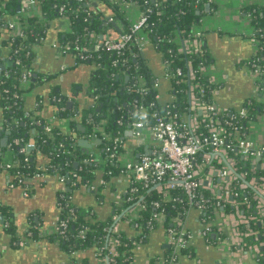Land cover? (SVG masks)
<instances>
[{"label": "trees", "instance_id": "1", "mask_svg": "<svg viewBox=\"0 0 264 264\" xmlns=\"http://www.w3.org/2000/svg\"><path fill=\"white\" fill-rule=\"evenodd\" d=\"M35 4L32 7V12L29 16H22L17 12V7L21 4V0H0V25H9V23H19L21 29L25 33L23 38H12V33L7 43L5 44L9 50V57L13 65L6 67V72L10 74L7 78L6 73L0 75V93L4 94V90L8 89L11 92L26 94L38 86L53 81L54 76L38 73L35 68V52L33 50L36 44H41L46 40L49 31V22L54 20H67L71 29L68 32H59V49L70 53L75 57L77 65L89 64L94 66L90 76L88 88L86 90L88 98L92 104L90 107L81 106L78 102V94H62L58 86H51L49 91V99L46 100L43 96L36 97V103L32 109H29L30 115L26 116L28 109L25 106L24 99H13L12 94L9 95V100H1V106L4 110L3 120L0 121V126L9 128L8 143L12 146H6L2 152L9 153L12 151V160L14 167L8 170V173L13 177V184L22 187L30 194L35 191V186L32 183V178L38 174L50 173L57 174L65 178V182L74 192L81 187L90 188L94 183L98 164L84 163L85 159H90L92 155L83 153L78 145V138L85 134H90L96 131L102 142L98 145V149L104 153L107 158L110 153L105 151L110 147L111 152L114 151L116 157L113 163L105 162L101 167L105 170L104 178L109 181L111 177L119 176L121 171L120 161L121 155L126 149L128 127L127 108L129 102L134 98H138L137 94H129L127 87L132 85V79L143 78L145 86L149 88L147 96L140 98L142 102L147 104L153 103V110L158 111L163 115L171 113L176 116L178 123H183L191 114L189 104V92L191 86H195V93L209 103H213L214 92L218 88L217 85L211 84L207 75L201 72L203 66L214 64V60L209 54L206 45V54L203 56H187L178 52V46L174 43L177 36L182 38L191 37L193 27L201 23L203 17L207 14L205 6L210 5L209 13L215 10L212 0H118L110 2L104 0L114 10L116 16L122 22L124 32H128L130 21L126 13L128 5L135 4L140 7L141 13L149 17V37L157 52L161 55L163 63H168V73L170 75V83L172 87V95L176 102L167 108L169 103H161L155 99L159 94L156 86L157 76L153 73L149 62L144 58L141 52L135 46H130L125 57L128 58L127 73L131 76V81H126V66H115L114 62L118 59V55L110 51H94L93 46L99 42L100 36L108 31L107 26H101L100 19L90 11L87 0H34ZM65 6V11L60 12V8ZM38 12L39 15L34 13ZM243 13L250 18L253 27V38L258 41L257 54L254 58L246 62L252 71H258V84L264 88V5L248 6L243 9ZM7 16L11 20L6 21ZM17 17L16 19H14ZM95 36L92 38L90 34ZM172 40V43H170ZM86 48V51H83ZM19 50L17 55L14 52ZM82 59L81 57H84ZM16 60L20 64H16ZM193 64L197 71L194 81L189 80L187 71V61ZM4 58L1 57L0 62L3 63ZM177 69L182 70V75L176 74ZM30 71L33 74L31 84L26 87H21L20 78L23 71ZM38 73V77H34ZM35 80V81H33ZM57 97L60 102L53 103L52 98ZM69 100L73 101L71 109L68 108ZM110 104L109 113L107 106ZM103 105V107H101ZM118 107L121 109L118 110ZM245 108L248 110V117L241 121L242 130L247 133L248 126L255 121L257 117L264 113V105L256 99L247 100ZM51 109V117H56L59 121H67V127L61 124H54L52 131L48 132L46 126L49 125V116L44 114V110ZM100 109V112L97 110ZM122 120V125L118 123ZM41 120V126H36L35 121ZM16 121H19L17 124ZM106 121V123H103ZM80 126L85 129L82 133ZM35 131V132H34ZM7 134V133H6ZM109 135L110 138H104V135ZM120 137L122 143L116 145L114 139ZM19 139L20 144L15 145L14 140ZM1 140V138H0ZM33 143L36 149L30 150L28 154L20 153L19 149L27 144ZM141 152L145 148H139ZM205 152L210 149L204 150ZM40 152V154H39ZM232 155H236L232 150ZM47 158L45 163H40V158ZM235 158L239 163V173H247L246 181L251 182L253 179L260 181L264 178V170L257 168L255 172H251L252 166L250 162L244 161L240 156ZM3 158L0 155V165ZM201 162L202 157H198ZM78 163V166L75 164ZM1 170V169H0ZM113 172V176L108 174ZM21 177L25 178L23 183H20ZM68 178H72L71 182ZM76 182V186L73 183ZM138 191L130 194L129 189L124 197V206L117 209L119 215L124 210L133 209L138 203L146 204V209H138L136 211L137 218L133 222L139 234L135 237H129L125 232H115L112 227L115 220H100L91 208H82L74 205L72 202L73 193L68 189L66 192H58V201L62 204L59 217L61 220L68 222V228L63 234L52 233L47 238L51 242H57L61 251L70 257L68 264H89L88 259L80 260L77 255L91 249H103L102 258L107 257L109 253V241L116 239L117 255L113 258L111 264H131L134 260V251L137 245L144 244L148 241L150 233L157 229L161 224L169 229L175 218L180 216L185 218L189 211L188 200L185 192L180 189L169 190L167 195L153 189V186H145L138 182L135 184ZM234 191L233 202L227 203L218 207V211H222L226 215L236 213L237 209L240 214L246 218H257L258 202L255 199L256 191L247 186L241 189L238 184L232 186ZM204 197L209 196V193L204 190ZM132 200L129 201V198ZM209 198V197H208ZM157 202L159 207L156 208L151 203ZM1 204V203H0ZM214 207L209 208L201 214V218L207 223L213 225L216 211ZM0 216L4 218V222L8 223V227L4 230L11 236V243L15 247L18 240V230L11 211L3 204L0 205ZM156 216H161V220L155 219ZM151 223V224H150ZM212 232L208 243H216L223 239L224 235L217 231L216 226H212ZM241 232L253 230L258 233L257 238L248 237L244 239L246 244L245 249L256 244L264 242V223L258 220H251L248 224L240 225ZM28 231L34 233L33 238L39 235V225L36 219L31 215L28 219ZM190 248L182 250V254H189ZM173 257V250L170 248L165 256V264H169ZM179 262V260H178ZM264 263V253L258 264Z\"/></svg>", "mask_w": 264, "mask_h": 264}, {"label": "built area", "instance_id": "2", "mask_svg": "<svg viewBox=\"0 0 264 264\" xmlns=\"http://www.w3.org/2000/svg\"><path fill=\"white\" fill-rule=\"evenodd\" d=\"M34 4V0H22V10L20 14L22 16H29ZM64 11L65 6H62L60 12L63 13ZM148 26L149 17L141 13L137 21L130 22L128 32H124L122 36L115 40L107 38L104 34L103 39H100L99 42L93 46V49L96 52L103 50L117 54L119 57L114 62L115 66H126V76L129 77L128 81H131V76L127 73L129 60L124 55L130 46L137 47L143 55L145 48L152 42L149 37V31H147ZM8 27L12 33L13 39L25 37V33L18 22L9 23ZM90 36L93 38L95 35L91 33ZM204 36L205 34L203 32L196 31L195 27H193V34L191 37L182 38L178 35L173 41L178 46V52L187 56H203L206 54ZM252 40L257 47L258 41L253 38V36ZM170 43H172V40H170ZM83 51H86V48H84ZM63 52L70 54L66 51ZM18 53L19 50H16L14 55ZM81 58L84 59L85 56ZM9 59L11 61L10 57ZM16 64H20V61L16 60ZM163 65L165 68V77L170 83L168 63H163ZM213 65L214 64L203 66L200 70L207 75L211 84H214V79L210 77V73L214 70ZM187 71L189 80L194 81L197 71L194 69L191 60L187 61ZM3 73H6L5 76L9 78L10 74L6 72V69L0 66V75ZM254 73L258 77V71ZM176 74L178 76L182 75V70L177 69ZM32 78V72L23 71L20 78L21 87L24 88L31 84ZM156 86L157 88L159 86L158 80ZM195 89V86H191L189 92L191 114L185 122L180 124L176 120L175 115L171 113L163 115L152 109L154 106L152 102L149 104L142 102L140 98L148 95L149 88L145 86L143 78L133 77L132 85L127 87V92L129 94L138 93L139 97L132 99L127 108L126 117L128 127L126 129V134L130 132V135H127V141H132L135 148L144 147L145 151L136 155V151H129L127 145H125V152L121 155V158H119L121 166L119 176H123L128 180L130 194L138 191V187L135 184L141 182L145 186H153V189L160 193H165V195H167L169 190L177 188L182 189L187 196L189 210L195 208L201 214L215 206L214 210L216 214L214 220H217V223H213L212 225L201 218V228L196 237L208 239L209 234L212 232V226H216L217 231L222 234L224 233V227H229V243L240 247L241 250L245 251L246 255H251L258 264L264 253V242L251 246L246 250L244 239L248 237L257 238L258 233L253 230L241 232L239 227L241 224H248L251 220H258L262 224L264 223V178L260 183L256 179L247 182V173L238 172L239 163L235 156L238 155L244 161L250 162L252 166L251 172H255L257 168L264 170V145L256 144L248 137V134L242 130L241 121L248 117V110L245 106L237 111L220 108L214 102L209 103L207 100L199 97L195 93ZM169 92V101H166L160 92L155 97V99L161 103H169L167 108H170L171 104L176 102V99L172 95V87ZM10 94H12L11 98L13 99L25 98V94L23 93L19 94L18 92H11L5 89L4 94L0 93V101H8ZM51 100L53 103L60 102V99L57 97H53ZM36 106H39V104L36 103L35 107ZM120 109L121 108L118 107V110ZM29 115L30 112L28 110L26 111V116ZM49 119V125L46 126L48 132L52 131V126L56 123H61V125L63 123L64 126H62L67 127V121H59L53 116ZM16 123L18 124L19 121H16ZM34 123L36 126H41L43 122L41 120H36ZM118 123L122 125V120L120 119ZM8 132V127L0 126V138L6 137V133ZM104 138H110V136L105 134ZM83 139L92 142L93 146L96 147V151L90 152V155H92L91 158L85 159L83 162L98 164L99 168L97 172L101 171L104 174L105 170L101 165L105 162L113 163L116 154L114 151L111 152L110 147H108L105 151L110 154L107 158L104 156V153L98 149V145L96 144V140L100 139L102 142V139L98 137L95 130L90 134H85ZM114 143L118 145L122 143V140L120 137H116ZM14 144H20V140L15 139ZM7 146L10 148L12 143H8ZM34 149H36L35 144L30 143L21 147L19 151L22 154H28L30 150ZM207 149H210V151L205 152L204 150ZM232 150L236 152L235 156L232 155ZM6 155H10L11 161L6 162L3 160L2 165H0V171H8L14 167L12 151L5 153L4 158L7 157ZM125 155L129 156V158L127 156L125 158ZM199 156L202 157L201 162L198 160ZM258 157L261 158V162L257 161ZM45 174L48 173L35 175L32 180H43ZM108 174L113 176L112 171H109ZM59 179L63 184L60 192L64 193L70 187L68 188L64 177L59 176ZM71 179L68 178L70 182ZM24 180L25 182L27 181L25 178L21 177L20 183H23ZM234 183L238 184L241 189L250 186L256 191L255 199L258 202L257 218H246L241 215L240 211L237 209L235 215L238 220L234 223H229L227 215L223 210H217L218 207L222 206L223 208L225 204L233 202L235 194L232 186ZM102 184H107L105 178H103ZM73 185L76 186V182H74ZM89 189L94 190L95 188L91 186ZM204 190L209 193V196L204 197ZM29 195L30 193L25 190V196L28 197ZM130 200H132L131 197L129 198V201ZM151 204L156 208L159 207L157 202H152ZM61 205L62 204L58 201L60 211L62 209ZM135 208L136 210H145L146 204L138 203ZM188 212L186 215H188ZM186 217L187 216H185V218L180 216L176 217L172 226L167 229L168 244L173 250V257L169 264H178L181 251L191 248L192 241L195 237V235L191 234L185 227ZM155 219L161 220L162 217L156 216ZM116 225L115 223L112 230L119 232ZM5 227H8V223H5ZM67 228L68 222L58 217L55 223L54 233L63 234ZM26 236L33 238L34 233L28 231ZM218 239L220 240L219 237ZM117 244L118 241L114 238L109 241V253H106L107 257L105 258L101 257L103 253L102 248L96 250V259L100 264H111L113 258L117 255Z\"/></svg>", "mask_w": 264, "mask_h": 264}, {"label": "crops", "instance_id": "3", "mask_svg": "<svg viewBox=\"0 0 264 264\" xmlns=\"http://www.w3.org/2000/svg\"><path fill=\"white\" fill-rule=\"evenodd\" d=\"M118 1V0H109ZM213 12L207 13L201 23L195 27L196 31L203 32L204 44L214 60V70L210 77L214 79L217 89L214 92V103L220 108L240 110L247 100L256 99L264 105V88H260L258 77L246 63L257 54V47L252 40L253 27L250 18L243 13L248 6L264 5V0H212ZM107 4L104 0H87V4ZM109 5V4H108ZM130 22L137 21L141 15L140 7L135 4L128 5L126 9ZM39 14L38 12L34 13ZM103 17L108 12H98ZM10 21L11 17H5ZM15 17L14 19H16ZM49 31L46 40L36 44L35 68L38 73L54 76L53 81L38 86L25 94V106L32 109L36 104V97L43 96L49 99L51 86H58L62 94H78V102L81 106L90 107L92 104L86 90L90 81L94 66L89 64L77 65L75 58L64 53L59 47V32H68L71 25L67 20H54L49 22ZM121 30H124L121 21L118 22ZM1 28L4 26L0 25ZM6 34L0 32V40L4 38L1 57L9 59V48L5 45ZM144 58L149 62L153 73L158 78V90L169 101L171 84L165 77L164 65L161 55L157 52L155 43L151 42L143 51ZM10 60V59H9ZM163 65V70L162 66ZM44 114L51 117L52 110L46 109ZM4 110L0 103V121L3 120ZM61 124V123H56ZM63 125V123H62ZM64 126V125H63ZM65 128V127H64ZM248 137L256 144L264 145V113L248 126ZM3 138H1L2 140ZM0 140V147H1ZM85 140L83 137L78 138ZM88 141V140H87ZM96 151L92 142L88 141ZM129 151H141L133 146L132 141L126 142ZM5 154V152H2ZM2 158L6 162L11 161L10 155ZM127 155H125L126 158ZM129 158V156H127ZM127 158V159H128ZM47 158L41 157L40 163H45ZM104 174L97 172L92 186L94 190L81 187L73 192L72 202L82 208H91L100 220H115L117 229L125 232L129 237L139 234L133 223L137 218L136 208L127 209L119 215L117 209L124 206V197L129 188L128 180L123 176L111 177L106 185H103ZM35 191L28 197L25 190L13 184V178L8 171H0V203L5 205L12 213L18 230V240L15 247L11 243V236L4 230V224L0 218V264H68L70 257L60 250L57 242H51L47 236L54 233L55 223L59 217L58 192L63 184L57 174H45L43 180H34ZM33 215L39 225V235L36 238L26 236L28 219ZM229 223L238 220L235 213L227 215ZM217 223V220L213 221ZM186 229L195 235L189 254H180L178 264H257L251 255H246L228 239L230 228L224 227V237L216 243H208L206 239L196 237L201 228V213L192 208L185 219ZM170 249L167 239V230L161 224L151 231L148 241L137 245L134 251V260L131 264H164L167 251ZM80 260L88 259L89 264H100L96 259V250L91 249L77 255Z\"/></svg>", "mask_w": 264, "mask_h": 264}, {"label": "water", "instance_id": "4", "mask_svg": "<svg viewBox=\"0 0 264 264\" xmlns=\"http://www.w3.org/2000/svg\"><path fill=\"white\" fill-rule=\"evenodd\" d=\"M21 2H22V0H21ZM88 6L90 8V11L93 12L94 15H96V18L100 19L101 24H102L101 26H107L108 27V31L105 34L107 38L115 40V39H118L120 36H122L124 34V30H121L120 27L118 26V22L120 21L119 18L116 16V13L114 12V10L108 4H105V3L104 4H100V6L97 7L98 6L97 3H92V4H88ZM21 10H22V7H21V4H20L17 7V12L20 13ZM103 10H106L108 12V14H106L105 16L103 15V17L101 18V17L98 16L99 15L98 12H100V11L103 12ZM209 11H210V5L207 4L205 6V12L208 13ZM0 32H3L4 34L8 35V36H6V40H8L10 38V36H11V33H10L8 25H4L3 28L0 27ZM100 39L101 40L103 39V35L100 36ZM3 41H4V38H2L0 40V49L3 47ZM1 54H2V51L0 50V56H1ZM11 65H13V63L9 59L5 60L3 63L0 64V66L3 69H5L6 67H9ZM34 77L35 78L38 77V73H36ZM125 79H126V81H128L129 77L126 76ZM33 81H35V80H33ZM67 105H68V108L71 109V107L73 106V101H69L67 103ZM101 107H103V105H101ZM97 112H100V109H98ZM80 129H81L82 133L85 132V129L82 126H80ZM7 135H9V132L6 134V137H4L1 140V147H0V155L1 156H5V154L2 153V149L5 148L7 146V144H8ZM127 135H130V132ZM100 143H101L100 139L96 140V144L97 145H99ZM78 145H79V147H80V149H81V151L83 153H85L86 155L90 154V148H92V146L87 140H80L78 142ZM257 161L261 162V158L258 157ZM75 166H78V163H76ZM68 191L70 193H73V191L70 188L68 189ZM1 222L4 223V218L3 217H1Z\"/></svg>", "mask_w": 264, "mask_h": 264}, {"label": "rangeland", "instance_id": "5", "mask_svg": "<svg viewBox=\"0 0 264 264\" xmlns=\"http://www.w3.org/2000/svg\"><path fill=\"white\" fill-rule=\"evenodd\" d=\"M161 67H162V70H163V65H162ZM110 108H111V106H110V104H109V105L107 106V111H108V113H109ZM103 123H106V121H103Z\"/></svg>", "mask_w": 264, "mask_h": 264}]
</instances>
